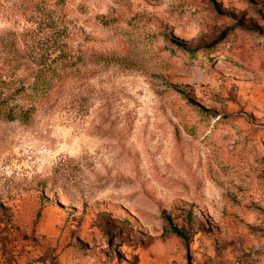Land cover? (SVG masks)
Here are the masks:
<instances>
[{"label": "rangeland", "instance_id": "rangeland-1", "mask_svg": "<svg viewBox=\"0 0 264 264\" xmlns=\"http://www.w3.org/2000/svg\"><path fill=\"white\" fill-rule=\"evenodd\" d=\"M0 264H264V0H0Z\"/></svg>", "mask_w": 264, "mask_h": 264}, {"label": "trees", "instance_id": "trees-1", "mask_svg": "<svg viewBox=\"0 0 264 264\" xmlns=\"http://www.w3.org/2000/svg\"><path fill=\"white\" fill-rule=\"evenodd\" d=\"M226 30H223L219 35L218 39L222 38L225 34ZM178 44V43H176ZM180 45V44H179ZM79 57H74L73 55H65L63 57L59 56L58 60L54 61L52 65L47 66L46 68H38L36 70L35 75L33 76V81L30 85H27L26 90L29 92L30 96H36L43 92H46L48 88L52 87L55 83L64 80L65 78L72 76L75 74L79 66ZM20 88V87H18ZM23 89V88H22ZM5 100V99H4ZM35 107L30 106L26 109L22 108H7L4 112V116L8 119L18 118L22 120H26L28 118V114L32 112ZM166 220L169 221V216H165ZM171 232L181 238L184 239L185 236L182 231H180L175 225H170Z\"/></svg>", "mask_w": 264, "mask_h": 264}]
</instances>
